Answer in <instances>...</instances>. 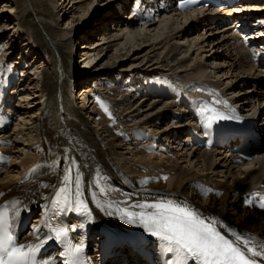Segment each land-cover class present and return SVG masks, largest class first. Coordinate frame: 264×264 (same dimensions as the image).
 <instances>
[{"label":"bare ground","instance_id":"obj_1","mask_svg":"<svg viewBox=\"0 0 264 264\" xmlns=\"http://www.w3.org/2000/svg\"><path fill=\"white\" fill-rule=\"evenodd\" d=\"M130 1L0 0V209L19 244L41 245L46 264L62 262L49 237L52 201L69 169L82 179L90 215L77 214L93 264H155L135 243L153 236L121 219L117 204L185 201L222 233L264 241V23L249 29L264 18V0L179 16L168 15L176 4L164 0ZM96 7L111 8L79 33ZM248 32L253 55L241 43ZM213 100L257 120L247 163L229 139L212 150L189 144L204 124L196 110ZM146 247L160 260L157 244Z\"/></svg>","mask_w":264,"mask_h":264},{"label":"snow or ice","instance_id":"obj_2","mask_svg":"<svg viewBox=\"0 0 264 264\" xmlns=\"http://www.w3.org/2000/svg\"><path fill=\"white\" fill-rule=\"evenodd\" d=\"M185 7L187 4H181L182 9ZM217 103L227 106L226 102L213 100L211 104L204 103L199 107L205 127L229 119L214 107ZM101 107L112 118L108 107L103 104ZM63 183L65 186L56 193L52 207L59 213L71 211L90 215L82 199L80 174L73 177L69 169ZM258 206L264 208V196H260ZM106 207L113 208V205L108 204ZM114 210L120 214L121 219L126 218L129 224H138L161 241L164 250L174 255L172 264H257L256 258H261L260 264H264V241L242 236L235 231L222 233L220 228L223 225H219L214 218L205 217L185 201L155 199L151 203L145 201L125 207L117 204ZM68 231L64 227H54L49 238L65 245L62 253L64 264H84L81 259L83 246L68 241ZM40 246L19 244L8 211L6 208L0 209V264H37L36 255Z\"/></svg>","mask_w":264,"mask_h":264},{"label":"rangeland","instance_id":"obj_3","mask_svg":"<svg viewBox=\"0 0 264 264\" xmlns=\"http://www.w3.org/2000/svg\"><path fill=\"white\" fill-rule=\"evenodd\" d=\"M132 2H133V0H131L130 1V3L129 4H132ZM111 8V7H110ZM110 8H108L107 10H104V8H98V7H96L91 13H90V15H88L87 17H86V19H84V21H82L81 22V24H83V25H79V27H77L76 28V30L79 32V33H81L82 32V30L86 27V26H88V25H91V24H93L94 22H96V20L97 19H99L101 16H103L105 13H106V11H108V10H110ZM126 14V13H125ZM124 13H122V15L124 16L125 15ZM127 15V14H126ZM125 15V16H126ZM125 19H126V17H125ZM67 20V17L66 18H64V19H62V27H64L65 26V24H64V22ZM84 32V31H83ZM81 43L82 42H79V43H77V45H76V50L77 51H73L74 53H76L75 54V60L76 61H79L80 59H81V56H80V52H79V50H78V48L81 46ZM75 61V62H76ZM80 62V61H79ZM77 64H80V63H78L77 62ZM19 95V94H18ZM18 95L17 94H14V96H15V98L16 97H18ZM183 137H181V139H182ZM184 139V138H183ZM262 140H264V138H262ZM264 142V141H263ZM262 142V144H264ZM37 215V212L35 213V214H33V218L35 217ZM27 231H28V229H26V230H24L21 234H26L27 233ZM54 250V248H51L50 250H49V253L50 252H52ZM90 254H91V250H90ZM93 254V253H92ZM96 261V260H95Z\"/></svg>","mask_w":264,"mask_h":264},{"label":"trees","instance_id":"obj_4","mask_svg":"<svg viewBox=\"0 0 264 264\" xmlns=\"http://www.w3.org/2000/svg\"><path fill=\"white\" fill-rule=\"evenodd\" d=\"M128 11V7H127V9L126 10H124V12H127Z\"/></svg>","mask_w":264,"mask_h":264}]
</instances>
